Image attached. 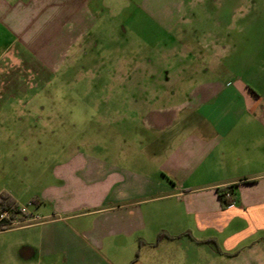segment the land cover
I'll use <instances>...</instances> for the list:
<instances>
[{
  "label": "crops",
  "instance_id": "0c3cea01",
  "mask_svg": "<svg viewBox=\"0 0 264 264\" xmlns=\"http://www.w3.org/2000/svg\"><path fill=\"white\" fill-rule=\"evenodd\" d=\"M107 2L0 0V193L20 206L29 198L41 218L0 230V264H264V34L242 45V78L146 94L132 104L141 135L110 151L63 138L23 180L29 149L42 145L39 132L7 125L33 97L24 61L44 78L70 51L91 49ZM151 2L157 12L158 0L137 1L143 12Z\"/></svg>",
  "mask_w": 264,
  "mask_h": 264
},
{
  "label": "rangeland",
  "instance_id": "374dc122",
  "mask_svg": "<svg viewBox=\"0 0 264 264\" xmlns=\"http://www.w3.org/2000/svg\"><path fill=\"white\" fill-rule=\"evenodd\" d=\"M137 1L103 4L87 36L95 45L83 53L70 51L52 76H36L24 61L23 94L33 97L24 101L22 121L6 119L7 125L39 132L42 141L28 151L25 183L35 165H43L47 150L61 148L63 138L75 145L81 139L101 140L110 151L132 134L141 135V118L132 113V104L146 94H188L200 81L242 78V45L255 44L264 34V18H254L258 0H158L157 12V1L146 12ZM160 12L166 18H158ZM214 43L221 52L208 50ZM27 109L38 112L31 118ZM42 126H48V134L40 132ZM50 139L53 146L45 144ZM21 204L31 205L29 198Z\"/></svg>",
  "mask_w": 264,
  "mask_h": 264
},
{
  "label": "built area",
  "instance_id": "2783aa9c",
  "mask_svg": "<svg viewBox=\"0 0 264 264\" xmlns=\"http://www.w3.org/2000/svg\"><path fill=\"white\" fill-rule=\"evenodd\" d=\"M225 196L230 198V193ZM41 218L38 214L28 210L25 206H0V230L16 228L39 221Z\"/></svg>",
  "mask_w": 264,
  "mask_h": 264
},
{
  "label": "trees",
  "instance_id": "16d2710c",
  "mask_svg": "<svg viewBox=\"0 0 264 264\" xmlns=\"http://www.w3.org/2000/svg\"><path fill=\"white\" fill-rule=\"evenodd\" d=\"M0 206H2V207H10V206L17 207L19 205L13 201V199L9 195V193L1 192L0 193ZM161 237H168V236L165 233L158 234V239Z\"/></svg>",
  "mask_w": 264,
  "mask_h": 264
}]
</instances>
